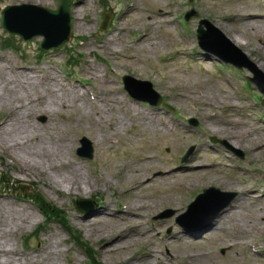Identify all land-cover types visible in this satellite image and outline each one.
I'll return each mask as SVG.
<instances>
[{
	"label": "rangeland",
	"instance_id": "1",
	"mask_svg": "<svg viewBox=\"0 0 264 264\" xmlns=\"http://www.w3.org/2000/svg\"><path fill=\"white\" fill-rule=\"evenodd\" d=\"M59 1L47 0L42 4L54 9L58 6ZM129 1L86 0L83 4L81 0H74L72 15L77 19H81L83 24L81 31L78 30L80 26L75 20V32H72L69 45L66 48L45 51L42 57H39L40 53L37 48L41 37L30 41H22L20 46L24 51L4 50L0 45V55L6 57L3 65L8 74H10L9 64L26 63L35 67V71H38V73H40V70H50V74H54L63 83H80V79L87 80L91 84L95 82L102 96L113 98L115 97L113 93H116L125 101V104H129L128 102L133 103L143 112L139 113V116L136 114L128 116L124 111V106L118 107L115 111L106 107L108 112L113 115L112 118L97 124H93L86 116L83 117L81 125L87 126L91 122V130L87 132L86 136L95 150L94 161L88 163L86 160H81L75 155V152L72 157L74 161L81 163L87 172L95 168L100 170L99 179L93 177L92 190L88 193L70 190L68 186L55 179L56 173L52 170H47L48 175L42 173V176L36 174L26 177L19 172L18 164L20 162L17 159L19 157L11 158L10 151L2 147H0V171L6 173L10 183L35 184V188L38 187L36 189L44 191L48 200L54 202L58 207L68 208L67 213L71 225L80 230L84 239L95 247L97 260L101 263L164 264L169 260L166 257V249L163 243L171 242L179 245L182 243L191 244L192 250L199 254L193 259L192 264H264V253L260 256L253 254L249 248V244L254 241H260L264 246V237L258 236L259 231L264 229V222H260V219L264 218V196L261 199L255 197L244 199L242 208L236 210L233 217L234 222L223 230L216 231L214 235H206L201 229L203 240L197 246L192 244L189 235L174 241H169L166 237L178 231H186L177 223L175 217L182 214L185 211L184 208H187L206 187L196 189L190 194L187 201L185 199L176 205H161V203L167 196H174L179 201L183 197L180 190L158 187L160 184L158 182L149 187H137L133 192L134 196L143 198L145 201V207L141 208L145 215L140 222L141 230H151L153 232L155 243L161 251L160 255L156 256L157 259H148L144 262L135 260V258L143 252V242L146 243L149 240H143L142 242L139 239L123 252L110 255L102 249V242L106 240V237L99 236L95 231H91L88 227L86 228L78 223L77 216L82 214L76 210L75 201L81 197H94L100 202V207L97 208L96 213L108 208L109 212L114 214V217L102 218V225L111 227L122 222L128 224L127 216L122 213L124 211L123 208L121 209L120 204L130 200L131 194L124 191L130 184L123 182L124 178L120 176L121 167L125 166L127 169L136 166L148 168V164L139 161L143 153L150 151L161 156L173 151V149L163 146L170 142L173 143L176 134L172 129L166 130L162 125H159L161 122L159 115L165 116L172 122L176 120L175 115L162 109H158L159 115L156 117L146 115L141 102L130 97L124 90L122 85L123 75L127 74L139 79L150 80L154 83L155 89L166 99V106L181 110L178 112V117H181L187 123L191 118H198L204 125L216 129L219 134L215 133L213 135L217 134L216 136L219 138L228 136V140L233 138L232 141L235 142V139L239 140L237 136L238 129H243L245 132L249 128L254 130L257 127L256 120L258 121V116H264V109L255 100L262 99L263 95L254 85L245 81L248 76H251V73L243 69L238 74L235 69L227 67L224 62H221L213 54L203 55L198 48L196 38L198 22L200 18H206L219 27L232 41L237 42L239 48H242L253 61L263 63L264 17L259 16V14L264 13V0H194L190 4L189 0H165L166 6L164 8L168 7L172 10L170 16V19L173 20L172 24H165L157 16L159 14L158 8L149 5L151 1L160 2V0H137L136 6L138 9L127 14L121 20L119 14L122 13L123 7L126 4L128 5ZM23 2L35 3V0H0V7ZM231 5L236 7L247 5V7H250V12L255 15V19H252V21L255 20V24L249 26L248 31L245 23L236 18L229 21L226 19L227 14L230 15L236 10L231 9ZM192 7L195 8L198 16L190 21V25L183 26L184 13ZM105 10L111 11L112 16L108 29L103 31L100 29V25ZM148 13L155 16L152 26H147ZM87 21L89 22L87 23ZM118 24H121L119 27H122V29L117 30L114 28ZM3 33L5 32L0 27V35ZM142 34H147V37ZM79 37L84 38L83 44H85H82L83 46L78 44ZM112 37L120 42L122 46L121 48L116 47L118 52L108 54L100 47L103 46L105 41L113 42ZM140 40L142 41L140 42ZM134 42L138 44H136V48L132 49L131 45H135ZM220 49L226 57L238 59L236 50L228 46L227 43L222 42ZM69 53H73L77 58H80L76 65L68 64ZM131 53L135 58L126 59V55ZM163 55L167 58V61L160 59ZM91 67L98 70L93 72ZM36 73L34 72L30 76V87L27 88L26 93H23L24 97L28 96L36 103L38 93L47 98L52 90L61 97L63 92L61 88L56 87L54 89L48 85L51 84L50 82H41ZM243 86L250 97L243 92ZM176 88L179 89V92L184 93V98L179 99L176 97ZM204 93H213L216 98L228 94L230 101L214 104L215 108L203 106V103H196L194 100L195 94L200 97ZM251 97L255 99L253 100ZM80 102L78 103L81 104ZM34 103L32 102L31 105ZM31 107V112L25 113L22 118L27 124L35 122L38 126L50 128L51 130L54 127L56 129L55 136L60 137L76 131L77 126L75 124L70 126L65 120L64 122L61 113L51 115L50 112L39 111L37 105ZM7 109L8 106L0 113V117L3 114L5 115ZM78 109L79 107L76 105L73 110L67 111V113L71 116L77 115ZM214 110L217 111L216 118L208 120ZM116 117L119 120L124 118L126 126L120 127L118 122H114V128L110 127V121L116 119ZM185 122L184 126H187ZM112 128L113 130H110ZM259 128L263 129L262 127ZM192 131H194L196 137H204V140L212 145L208 137V134L212 133L203 131L202 125L198 129L193 127ZM256 132L260 133L261 130ZM82 136L74 138L75 148L78 147L79 139ZM43 137L46 145H49V135L44 134ZM99 138L100 141L98 142ZM262 145H264V141H262ZM236 149L243 152V158L231 155L230 168L218 165L209 169L207 175L212 181H215V186L225 191H234L238 187L227 188L222 183H236L240 186L239 188L244 189L255 185L256 193H260L257 179L259 178V181L264 179V149L261 154L258 153L257 155H253L250 148L244 146ZM226 153L232 154L225 145L215 144L213 151L208 153V161L216 160L217 156L224 158ZM180 157L178 155L176 159L179 161ZM159 164H166V161L159 159ZM245 165L247 168L249 166L254 167L257 172L244 170ZM32 190L28 192L27 197H23V195H12L7 188L0 189V198L7 196L13 204L10 210L6 208L7 211L15 213L18 211V207H23L30 210V219H37L36 223L30 221L25 225L17 224L14 226V232L11 233V244L15 246L17 253H23L24 248H28L31 253L36 250L34 248L38 244L44 245L57 238L60 242L59 249L61 251L59 253H63V256L66 254L70 260L73 259V264H87L88 258L83 249L73 242L67 231L58 223H44L40 233L34 235L38 225L43 223L44 217L30 200L29 195ZM236 199L235 205L238 204L240 197L238 196ZM184 201L186 202L184 203ZM169 206L174 207L170 208ZM169 210L173 211L171 215L154 219L159 214L169 212ZM239 215L243 218L242 222H237V219H240ZM247 217L255 219L256 224L249 225ZM200 222L201 219L192 220V223L188 226L189 230H191L190 227L192 230L198 228ZM28 236H31V238L26 245ZM243 242L245 244H242ZM222 250H225L226 256L221 254ZM174 255L176 258L175 264H183L185 260L183 254L174 253Z\"/></svg>",
	"mask_w": 264,
	"mask_h": 264
},
{
	"label": "bare ground",
	"instance_id": "2",
	"mask_svg": "<svg viewBox=\"0 0 264 264\" xmlns=\"http://www.w3.org/2000/svg\"><path fill=\"white\" fill-rule=\"evenodd\" d=\"M35 1L36 3H43L47 0ZM82 3L84 4L85 0H83ZM151 5L159 6V18L170 22L168 21V17L171 15L169 10L163 9V5L157 2H152ZM231 8L237 10L235 17L239 21L245 23V26L255 24V20L252 21V19H255V16L249 12L247 6L236 7L233 5ZM135 9L137 10L138 7L136 6ZM128 13L129 7L127 6L126 10L121 14V18H124L125 14ZM148 18L149 22H147V24L151 25L153 23L152 21H154V17L150 14ZM226 18L227 20L230 19L229 16ZM78 23L82 25L81 22L78 21ZM111 40H114V38L112 37ZM116 47H121V45L116 41H106L103 46V51L110 54L116 52ZM132 57V55H129L127 58ZM3 60L4 58L0 57V111L8 106L9 116L5 120L4 124L0 126V147L11 151V158L19 157L17 158L20 161L18 164L19 172L24 173L26 176L31 177L36 174H40V176H42V173L48 175L47 170H52L56 173L55 179L68 186L70 190L85 193L90 192L93 188L92 176L84 173L80 163L76 161L71 162L72 154L70 152L71 146L69 144L73 140V135H70L67 139H63L58 136H54L53 134L55 131H49L48 129L39 127L36 123L27 124L22 118L25 113L31 112V106L33 105H37L39 111H47L50 112V114L61 113L63 115L67 111H70L71 108L73 109L74 104L81 101L83 103V105L80 104L82 114L79 109L77 118L75 115L69 116V120H71V122H74L75 119L78 121L80 115H83V117L86 116L92 121V123H94L95 117H98L96 120L99 122H103L107 120V116L110 117L108 111L106 110V106L104 105L113 106L116 101L110 98L104 99L98 92L95 98L97 100L95 102H91L88 98L87 88L85 87L81 89L80 87V89H78V94L77 92H72L68 89L63 90L61 97H59L53 90L49 93L47 98L41 93H38L36 103H34L30 97H24V95L19 91L22 89L24 91L23 93H26V86L30 85V76L33 72L31 68L25 64L15 65L13 66V70L16 74L15 76H11L6 73L5 67L1 62ZM257 66L264 71V61L261 64L258 63ZM93 70L98 69L94 68ZM50 77L52 78L53 74L50 75ZM50 81L51 84L48 85L54 89L56 87L64 89L65 87V85L55 77H53ZM76 87L79 88L78 86ZM113 94L115 95V93ZM210 94L211 93H204L201 100L208 103V99L213 98ZM195 96L196 100L199 101V96L196 94ZM117 98L120 100V103H123L121 97L118 96ZM223 98H227V96L222 97L221 100L215 101L221 102ZM32 102L34 103L33 105H31ZM126 107L127 112L131 111L135 112L134 114H137V109L134 105L131 104ZM162 123H164L165 127L168 128L164 121H162ZM89 125L87 126L89 127ZM112 125L113 123H109L110 127H112ZM119 126H126L124 119L119 120ZM174 128L177 136L175 142L165 145L173 149L169 155L159 156L147 151L143 153L139 161L144 164H148V168L136 166L130 167L129 169L125 168L121 172V177L124 178V181H126L127 184H131L130 186L132 190H136L137 187L140 186L149 187L158 182L160 183L158 187H164L171 190H182L184 195L179 199V201H183L186 199V193L212 182L209 175L203 174L204 170L208 168H204V162L206 159L204 149H207L208 146V143L204 140H199L195 143V151L188 157V159H186V161L179 164L170 163L173 161L177 151L182 152L184 147H187L192 143V138H185L186 136L189 137L191 135V130L184 127V122L177 119L174 123ZM84 129L86 128L81 126L80 131L82 132ZM213 132L217 131L214 130ZM44 133L50 135L49 145H46L43 137ZM237 135L239 136L240 141H235L239 143V145L243 146V144H245L250 148H254L256 151L261 148L260 143L261 140L264 139V135L258 138V134L256 132L252 130L250 133V131L247 130L246 136L243 129L238 130ZM247 140L249 142H247ZM230 143H232L235 147L238 146V144L232 141H230ZM246 143H249V145ZM159 159L166 160L168 163L159 164ZM126 170V175H131L132 178L130 177V179H126L124 177ZM98 173L99 171H94L92 172V175L97 176ZM223 184L227 188H233L236 186V183ZM240 193L242 194L241 200H243L245 196H250L244 190H240ZM179 201L174 196H167L162 201L161 205H176ZM144 205L145 202L142 200H134L129 203V207L125 212L129 218L128 224L121 223L117 226L111 227L100 224L96 227V225L102 221V218L114 217V214L108 212L106 209L102 212V214L96 213L93 217L81 219L85 226L89 227L92 231H95L99 236L106 237V240L102 243V248L104 252L112 255L113 253L123 252V250H125L128 246H131L132 243L140 238L153 239L151 231H144L140 229L141 226L139 225V222L141 221L142 213L139 210L144 207ZM11 206H13V204L7 198H0V264H60L58 259L59 254L56 253V249L59 246L57 238H55L53 243L46 244L47 252L40 250L37 251L36 254H30L29 256H26L25 254L21 256L16 252L15 247L11 244V233L14 232V226L17 224L25 225L30 223V221L32 223L35 219H30V210L23 207H18L17 212L10 213L6 210V208L10 210ZM238 207L239 206H235L234 209ZM230 208L223 212L220 216L225 218L226 222H230V220H232L230 217L233 218V215L235 214V211ZM237 221L242 222L243 220L238 219ZM247 222L248 224L256 223L250 217H247ZM224 225L225 223H220L218 225L215 223L210 230L215 232L218 229H222ZM187 234V231H178L177 233L170 235L168 240L174 241L183 239L185 235L187 236ZM199 240L200 238H195L192 244L198 245ZM144 246L146 251L141 256H137L135 260L144 262L148 259L156 258V255L161 253L158 245L153 242L149 241ZM164 247L167 250L166 257H170L169 259L173 258L172 252H178L187 257L190 256L191 258H193V256L196 257V255H194L195 252H193L191 248V244L188 243L178 245L169 242L165 243Z\"/></svg>",
	"mask_w": 264,
	"mask_h": 264
},
{
	"label": "water",
	"instance_id": "3",
	"mask_svg": "<svg viewBox=\"0 0 264 264\" xmlns=\"http://www.w3.org/2000/svg\"><path fill=\"white\" fill-rule=\"evenodd\" d=\"M19 8H20V9H24V8H28V6H21V7H19ZM32 8H34V9H38V10H44V9H42V8H40V7H32ZM44 11H46V10H44ZM63 12H64V8L61 10L60 13H63ZM10 13H11V8H7V9L3 12V14H2V23H3V25L6 26V27H9V28L12 29V30L20 31L21 26H15V25L9 23L8 16L10 15ZM55 14H58V13H55ZM228 203H229V200H228L227 202H225V203L222 205L221 208L225 207Z\"/></svg>",
	"mask_w": 264,
	"mask_h": 264
}]
</instances>
